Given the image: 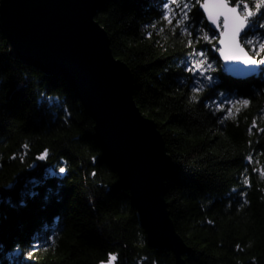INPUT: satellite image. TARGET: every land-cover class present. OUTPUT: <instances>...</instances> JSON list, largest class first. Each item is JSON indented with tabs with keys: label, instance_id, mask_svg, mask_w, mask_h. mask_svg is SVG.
Wrapping results in <instances>:
<instances>
[{
	"label": "trees",
	"instance_id": "obj_1",
	"mask_svg": "<svg viewBox=\"0 0 264 264\" xmlns=\"http://www.w3.org/2000/svg\"><path fill=\"white\" fill-rule=\"evenodd\" d=\"M165 2L105 0L96 19L172 157L166 200L191 248L187 264H264V174L257 171L264 168V67L232 77L199 4L189 12V37L161 20ZM248 36L264 43V29ZM198 59L211 67L187 71ZM243 99L247 106L232 107ZM110 254L113 264H176L171 250L149 245L130 190L73 87L15 58L0 29V264H107Z\"/></svg>",
	"mask_w": 264,
	"mask_h": 264
},
{
	"label": "water",
	"instance_id": "obj_2",
	"mask_svg": "<svg viewBox=\"0 0 264 264\" xmlns=\"http://www.w3.org/2000/svg\"><path fill=\"white\" fill-rule=\"evenodd\" d=\"M104 1L0 0V29L15 58L70 83L95 122L105 156L130 190L149 245L169 249L176 264H187L191 248L166 200L174 163L157 123L135 101L131 69L114 55L108 32L96 19ZM215 31L220 49L222 28ZM217 54L234 78H251L264 67Z\"/></svg>",
	"mask_w": 264,
	"mask_h": 264
},
{
	"label": "snow or ice",
	"instance_id": "obj_3",
	"mask_svg": "<svg viewBox=\"0 0 264 264\" xmlns=\"http://www.w3.org/2000/svg\"><path fill=\"white\" fill-rule=\"evenodd\" d=\"M196 4H199L204 10L206 19L215 26V29L222 28L220 35L223 38L219 40V43L224 47H221L218 51L221 52L225 61H242L244 64L249 65L264 64V58L254 59L244 47L245 44L250 45L251 51L256 56H259L260 52H264V43H259L248 36L249 31L256 28L264 29V22H261L264 20V13H261V8L264 7V0H259V2L253 0L252 7L249 6L246 0H234V3L231 2V0H203L202 3L201 0H166L162 5L164 11L161 15V20L166 23L173 33L179 28L184 35L191 37L192 32L189 31V28L193 25L190 23L189 12ZM173 20L176 21L175 25H173ZM150 26L155 28L156 25L152 24ZM159 31L162 33L164 28L161 27ZM148 35L151 36V33ZM203 39L211 42L212 38L209 37L207 32H204ZM241 40H243V43H241ZM188 44H192L191 39L188 41ZM257 44L259 50H257ZM198 55L204 57L205 53L199 52ZM189 63H192L191 60H189ZM205 64V59H198L192 63L191 67L187 68V71H207L211 65H207L206 68ZM207 79L211 81L213 78L209 76ZM195 90L199 92L200 88L198 87ZM52 99L54 98L41 96V100L50 101ZM237 104L247 106L249 101L247 99L238 100L232 107L236 108ZM236 110L237 112L239 111L238 108ZM227 118H234L231 110L228 111ZM47 156L48 153L47 150H45L38 158L43 160L46 159ZM248 159L251 160V157H248ZM65 171V168H59L60 173H64ZM257 171L264 174V168ZM93 175H95V173H93ZM32 183L35 185L38 181H32ZM239 247L240 246L237 245V248ZM116 260L117 256L110 254L107 264H113Z\"/></svg>",
	"mask_w": 264,
	"mask_h": 264
},
{
	"label": "rangeland",
	"instance_id": "obj_4",
	"mask_svg": "<svg viewBox=\"0 0 264 264\" xmlns=\"http://www.w3.org/2000/svg\"><path fill=\"white\" fill-rule=\"evenodd\" d=\"M139 214V213H138ZM141 222V221H140Z\"/></svg>",
	"mask_w": 264,
	"mask_h": 264
}]
</instances>
